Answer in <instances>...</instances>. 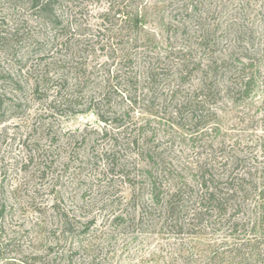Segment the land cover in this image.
<instances>
[{
	"label": "trees",
	"instance_id": "16d2710c",
	"mask_svg": "<svg viewBox=\"0 0 264 264\" xmlns=\"http://www.w3.org/2000/svg\"><path fill=\"white\" fill-rule=\"evenodd\" d=\"M28 2L44 23L52 28L61 24L51 9L54 0ZM165 3L169 5L173 32L192 33L194 45L202 55L199 61L195 60L202 74L195 87L186 92L177 84L162 93L161 109L156 114H161L158 116L166 118L171 126L186 124L189 140H194L191 136L196 135L200 141L201 149L197 153L200 158L192 163L175 164L163 151L146 144L138 146L133 139V170L128 171L117 163V172L112 156L105 152V158H110L104 170L110 175L105 187H112L114 176H118L130 188L126 199L110 196L103 202L101 210L105 213L101 222L107 225V230L97 226V215L83 213L82 199L73 210L61 207L60 200L54 198L50 206L54 232H58L54 242L43 253H31L20 263L0 264H91L97 259L100 238L112 239L128 230L136 234L167 233L172 237L183 233L193 237L199 232L210 236L205 245L192 241L176 243L174 249L168 250L164 264H181L178 261L182 260V264H264V137L252 142L246 135L231 138L222 132L221 118L212 108L218 96L237 105L253 94L256 76L252 67L262 50L258 39L264 36V0H167ZM113 13L119 14L117 18L123 29L131 32L132 37L128 36L131 33L122 36L126 37L122 40L124 45L110 63L118 67L106 70L99 94L87 95L85 110L94 111L103 123L102 137L109 128L122 126L119 121L127 113L104 110L108 114L105 116L100 111L99 106L110 92L127 100L132 107L138 101L154 103L158 98L154 87L169 74L163 60L169 51H165V57H152L137 44L145 28L143 11L129 13L117 8ZM257 27L261 31H256ZM189 52L176 63L180 83L191 71ZM15 64V73L0 72L1 80L11 89L19 90L23 76L30 94L44 103L50 116L80 112L74 108L86 98L80 91L86 80L85 69L81 73L75 71L71 84L67 83L69 68L54 59L29 64L27 58L21 57ZM247 115L239 121L252 124L254 117ZM259 121L264 123V111ZM227 136L233 141H225ZM44 170L43 167L41 171ZM135 238L132 235L124 244Z\"/></svg>",
	"mask_w": 264,
	"mask_h": 264
},
{
	"label": "rangeland",
	"instance_id": "374dc122",
	"mask_svg": "<svg viewBox=\"0 0 264 264\" xmlns=\"http://www.w3.org/2000/svg\"><path fill=\"white\" fill-rule=\"evenodd\" d=\"M166 1L54 0L51 9L61 24L52 28L34 14L28 0H0L2 74L15 73V63L21 57L27 58L29 64L56 60L62 67L69 68L67 83L71 84L75 80V71L81 73L85 69L86 73V80L79 89L86 98L74 108L80 112H67L62 116L47 113L44 103L30 94L23 76L19 90L11 89L0 78V117H4V121H0V263H20L31 253H43L54 242L58 234L54 232L50 208L54 198L60 200L61 207L73 210L82 199L83 213L97 215V226L107 230V225L101 222L105 213L101 210L103 202L110 196L126 199L130 188L118 176H114L112 187H105L104 183L110 178L104 171L110 160L105 158V152L112 156L117 172L120 163L124 169L133 170V139L138 146L146 144L163 151L164 156L175 164L192 163L200 158L197 154L201 149L200 141L196 135L191 136L194 140H189L186 124L171 126L166 118L156 114L161 109L162 93L177 84H181L186 92L195 87L202 74L195 64L202 55L194 45L192 33L173 32ZM117 8L129 13L143 11L145 28L139 34L137 44L152 57H165V51H169L167 59L163 58L169 74L154 87L158 96L154 103L138 101L132 107L127 100L110 92L99 106L100 111L120 114L126 110L127 113L119 121L122 126L109 128L107 135L102 137L104 125L94 111L85 110L86 99L87 95L99 94L106 70L118 67L114 63L110 65L111 58L119 55L124 45L122 40L126 38L122 36L129 32L123 29L117 18L119 14L113 13ZM260 28L256 31H261ZM128 36L132 37V33ZM258 40L262 50L253 62L256 81L252 96L237 105L218 96L212 107L221 118L222 132L231 138L246 135L251 142L264 137V123L259 121L264 111V36ZM188 51L192 58L188 66L191 71L180 83L176 63ZM168 112L169 109L165 117ZM245 113L254 117L252 124L239 121ZM224 138L233 141L228 139L229 136ZM115 142L116 146H113ZM43 167L44 172L41 171ZM130 233L136 238L124 244V240L132 236ZM90 235H93L92 231ZM120 235L106 240L100 238L97 259L91 264H164L169 257L168 250L174 249L176 243L192 241L205 245L210 237L201 232L193 237L187 233L172 237L167 233L136 234L131 230ZM182 261L178 262L182 264Z\"/></svg>",
	"mask_w": 264,
	"mask_h": 264
}]
</instances>
